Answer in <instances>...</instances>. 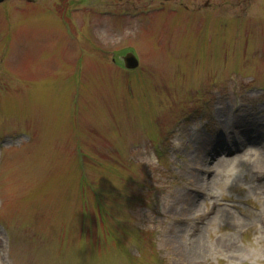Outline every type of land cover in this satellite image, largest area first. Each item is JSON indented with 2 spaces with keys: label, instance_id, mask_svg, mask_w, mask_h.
I'll return each instance as SVG.
<instances>
[{
  "label": "rangeland",
  "instance_id": "374dc122",
  "mask_svg": "<svg viewBox=\"0 0 264 264\" xmlns=\"http://www.w3.org/2000/svg\"><path fill=\"white\" fill-rule=\"evenodd\" d=\"M0 264H264V0H3Z\"/></svg>",
  "mask_w": 264,
  "mask_h": 264
},
{
  "label": "water",
  "instance_id": "95a60500",
  "mask_svg": "<svg viewBox=\"0 0 264 264\" xmlns=\"http://www.w3.org/2000/svg\"><path fill=\"white\" fill-rule=\"evenodd\" d=\"M2 1L3 0H0V2ZM124 62L127 68H134L137 66V60L131 53H128L124 56Z\"/></svg>",
  "mask_w": 264,
  "mask_h": 264
},
{
  "label": "flooded vegetation",
  "instance_id": "af4514ba",
  "mask_svg": "<svg viewBox=\"0 0 264 264\" xmlns=\"http://www.w3.org/2000/svg\"><path fill=\"white\" fill-rule=\"evenodd\" d=\"M208 6V2L206 3V7ZM230 8H227L229 10ZM184 10H187L190 14L200 15L204 13V8L201 6H194L193 8L184 7Z\"/></svg>",
  "mask_w": 264,
  "mask_h": 264
},
{
  "label": "bare ground",
  "instance_id": "6f19581e",
  "mask_svg": "<svg viewBox=\"0 0 264 264\" xmlns=\"http://www.w3.org/2000/svg\"><path fill=\"white\" fill-rule=\"evenodd\" d=\"M194 203H195V202H194V199H192V200H191V204L194 205Z\"/></svg>",
  "mask_w": 264,
  "mask_h": 264
}]
</instances>
